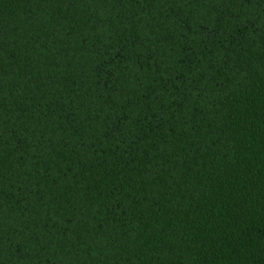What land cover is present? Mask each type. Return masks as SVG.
<instances>
[{
	"label": "trees",
	"instance_id": "1",
	"mask_svg": "<svg viewBox=\"0 0 264 264\" xmlns=\"http://www.w3.org/2000/svg\"><path fill=\"white\" fill-rule=\"evenodd\" d=\"M0 264H264V0H0Z\"/></svg>",
	"mask_w": 264,
	"mask_h": 264
}]
</instances>
